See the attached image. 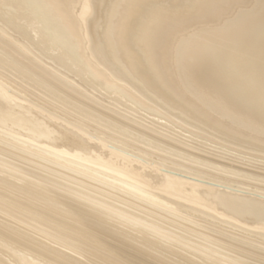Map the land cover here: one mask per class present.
<instances>
[{
    "label": "bare ground",
    "instance_id": "obj_1",
    "mask_svg": "<svg viewBox=\"0 0 264 264\" xmlns=\"http://www.w3.org/2000/svg\"><path fill=\"white\" fill-rule=\"evenodd\" d=\"M223 160L264 169V0H0L4 219L98 264H264V173ZM20 236L0 264H79Z\"/></svg>",
    "mask_w": 264,
    "mask_h": 264
},
{
    "label": "rangeland",
    "instance_id": "obj_2",
    "mask_svg": "<svg viewBox=\"0 0 264 264\" xmlns=\"http://www.w3.org/2000/svg\"><path fill=\"white\" fill-rule=\"evenodd\" d=\"M183 25L181 24V25H178L177 26V28H175V29H173L172 31H170V32H168L167 33V39L169 40L171 37H172V35L176 32V31H179V30H181V29H183ZM165 58H166V56L164 55V59L163 60H165ZM46 61V60H45ZM218 160H221V159H218ZM223 161H225V162H227V163H229V164H232L233 166H235V167H239V168H241V169H243V170H254V171H257V172H260V173H264V169H256L255 167H250V166H247V165H244V164H240V163H235V162H231V161H227V160H223ZM3 217V218H2ZM5 218V216H2V214L0 215V225H1V227H3V226H6V225H8V228H9V230H11V231H15V232H17V233H20L21 234V236H20V238H22L23 239V237L25 238V239H23V241H29V243L33 246V247H35V248H40V250H41V247H40V245H43V243H44V247L43 248H45V247H47V249L49 248H51L52 249V247H53V244H51V242H48V241H46V239H44V238H42L41 236H39L38 234H36V233H34L33 234V232H31V231H29V230H26V229H23L21 226H19V225H17V224H15L14 222H12L11 220H9V218H7V219H4ZM9 222V223H8ZM15 225V226H14ZM14 229H13V228ZM12 228V229H11ZM28 232V233H27ZM30 235V236H26V235ZM33 234V235H32ZM36 234V235H35ZM39 236V238H38V236ZM30 237V238H29ZM40 237L42 238V239H40ZM19 238V237H18ZM19 238V240H21ZM37 240V242L38 241H41V242H39L38 244H35V243H37L36 241H35V239ZM32 240H34V241H32ZM44 240V241H43ZM47 242V243H46ZM46 243V244H45ZM51 245V246H50ZM55 245V244H54ZM49 246V247H48ZM55 248H56V250H57V248L59 247V246H54ZM53 247V249L52 250H54L55 248ZM59 248H61V247H59ZM58 248V249H59ZM64 248H61V249H59L58 251L59 252H61V250H63ZM42 251H44V250H42ZM63 251H66L65 253L64 252H62L60 255H66L65 257H73V255H76V256H74L72 259L74 260H77L78 262H79V264H98L97 262L96 263H94L95 261H93V260H90V259H87V258H82V256H80L79 257V255L78 254H74L73 252H71V254L69 253V250H67V249H64ZM73 254V255H72ZM67 255H69V256H67ZM71 255V256H70ZM78 255V256H77ZM77 257H79L78 259H76ZM70 259V258H69ZM60 260V259H59ZM92 261V262H91ZM61 262H63V263H65V264H67L66 262L67 261H63V260H61ZM153 264H159V263H156V262H152Z\"/></svg>",
    "mask_w": 264,
    "mask_h": 264
}]
</instances>
